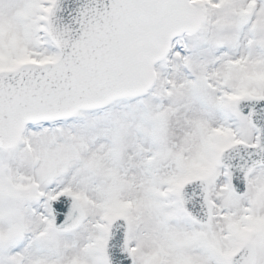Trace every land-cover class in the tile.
<instances>
[{"label":"rangeland","instance_id":"obj_1","mask_svg":"<svg viewBox=\"0 0 264 264\" xmlns=\"http://www.w3.org/2000/svg\"><path fill=\"white\" fill-rule=\"evenodd\" d=\"M192 1L203 13L201 26L172 44L145 94L27 126L12 150H0V264H9L11 257L21 260L29 244L40 250L33 264H104L101 246L116 216L128 222L134 264L139 252L144 253L141 264H227L243 242L253 245L256 264H264V168L252 172L246 194L239 197L215 160L231 142H256L236 103L264 97V0ZM49 3L0 0V70L56 56L43 30ZM243 14L250 19L238 25L236 18ZM102 119L100 127L107 128L99 132ZM134 122L143 123L149 134L137 141L141 149L134 163L143 167L131 178L121 130ZM104 164L107 168H100ZM22 173L25 180L17 181ZM193 178L208 187L212 216L205 226L188 219L177 202L180 184ZM128 189L143 191L125 196ZM57 195L79 202L84 221L77 230L52 228L48 200ZM37 210L42 230L30 236L27 214ZM141 222L150 229L140 230ZM84 227L92 234L81 238L79 254L69 256L65 238Z\"/></svg>","mask_w":264,"mask_h":264},{"label":"water","instance_id":"obj_2","mask_svg":"<svg viewBox=\"0 0 264 264\" xmlns=\"http://www.w3.org/2000/svg\"><path fill=\"white\" fill-rule=\"evenodd\" d=\"M248 19L241 16L237 22ZM200 21L199 9L188 0H55L48 23L60 59L0 73V146L12 148L27 122L69 117L141 93L171 41L195 31ZM237 109L250 115L258 144L230 145L218 155V164L230 171L233 191L242 195L251 171L264 166V99L241 101ZM206 192L200 179L186 182L179 192L182 210L199 224L210 218ZM50 205L55 229L67 231L81 223L75 199L59 196ZM127 233L123 219L110 223L103 246L106 264H132ZM253 260V250L244 244L229 264Z\"/></svg>","mask_w":264,"mask_h":264},{"label":"bare ground","instance_id":"obj_3","mask_svg":"<svg viewBox=\"0 0 264 264\" xmlns=\"http://www.w3.org/2000/svg\"><path fill=\"white\" fill-rule=\"evenodd\" d=\"M5 1L6 0H1V3L4 4ZM1 7H2V5L0 4V9H2ZM10 16L11 15L9 14V17H7L8 21L10 20ZM180 42H181V39H180ZM204 61H206V60H204ZM237 111H238V113H240L242 115V113L239 110H237ZM104 120L105 119L97 121L96 130H98L99 132L100 131H105L106 128H107L105 125L100 127V125L103 124ZM144 129H145V127H144L143 123H142V125H139L138 123L134 122L133 124H130L127 127V129L121 130L122 137H124L127 140L126 148H128V154L126 155L125 160H126V163H128V165H129V173H130V177L131 178L133 177L134 173H136L138 175H139V173H142L141 167H143V162L141 164H139V165H136L134 163V157L136 155H138V152L141 149V146H140V144L137 143V141L138 140H144L146 138V136L149 134V131H143ZM136 130H140L142 132V134H141L140 131H136ZM128 132H129V139H127ZM136 134L140 135V138H136V136H135ZM108 141H109L108 143L111 142L110 139ZM190 146L192 147V149L195 148V144H193V143H191ZM99 148H104V146H99ZM106 152L110 153L111 150L107 149ZM62 157L63 156H61V158H60V154H59L60 162H63ZM94 157H95V159H98L100 161V158H98V156H94ZM107 166H108V164H104L103 166L100 165V168H107ZM84 167H85L84 165L83 166H79V171H80L79 173H81L82 170H84ZM120 168H122L121 165H120ZM136 170H138L139 173H137ZM25 175H26L25 173H22V175L20 176V179H18L17 181H19V180L24 181L25 180ZM43 188H45V187H43ZM142 191L143 190L136 191L134 189H130V190L128 189L126 191V193H125V196L133 197L135 194L139 195L140 193H142ZM39 209H40V207L38 206V210ZM38 210L36 212L30 213L29 215L27 214V220H26L25 223L29 227L30 236H32L33 232H36L38 230H40V231L42 230V224H43L44 221L41 219L42 216L38 215ZM91 218H94L93 214L91 215ZM149 229H150V227H149V225L147 223L141 222L140 230L147 231ZM86 234H92L91 228L84 227L79 232L74 234L73 236H67L65 238L64 246H65V249L67 248L69 250V252H68L69 256H73V255L79 254V249L76 248V247H78V243L80 242L81 238L82 237L83 238L86 237ZM39 251L40 250H36V249L32 248L31 244H29L26 248H24L22 250L23 258L21 260H19V258L16 259L14 257H11V258H9V264H19V262H21V261H23L24 264H33L34 261H35L34 259H36V256L39 253ZM45 256L48 257L47 255H45ZM61 257L65 258V256H61ZM143 257H144V253L143 252H139L138 253L139 264H141V261H142ZM37 260H41V259H37Z\"/></svg>","mask_w":264,"mask_h":264}]
</instances>
